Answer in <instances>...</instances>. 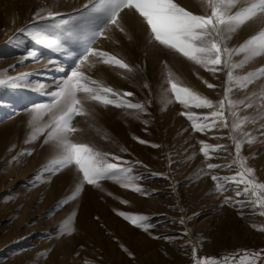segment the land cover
Wrapping results in <instances>:
<instances>
[{
  "label": "rangeland",
  "instance_id": "obj_1",
  "mask_svg": "<svg viewBox=\"0 0 264 264\" xmlns=\"http://www.w3.org/2000/svg\"><path fill=\"white\" fill-rule=\"evenodd\" d=\"M184 1L194 7L189 11L203 14L198 0ZM85 3L87 0H0V73L7 70V75L13 77L30 74L33 84L39 81L45 85L43 88L0 87V264H85L86 261L88 264H115L111 257V242L122 252H130L131 264H138L122 235L121 225L111 226L101 212L103 208L113 211L132 229L145 234L156 233L155 239L161 248L157 253L149 254L144 264H194L193 245L199 258L220 257L242 249H264V231L257 230L264 226V217L250 208L241 210L238 206L223 203L224 196L235 198L233 189L223 195L215 190L211 175H232L234 169L207 170L203 154L199 151L200 141L225 145L227 150L210 153L212 159L208 162L230 163L234 158V146L228 138L229 129L194 132L187 118L180 115L184 111L182 106L167 103L168 95L164 91L167 87L164 82L167 65L186 86L217 102L223 98L225 73L213 75L192 63L191 70L185 69V59L148 43L145 27L134 14H122L123 26L131 39L108 26L104 28L108 39L98 37L93 47L123 57L136 69L135 73L121 74V70L101 64L95 68L85 65L83 70L114 89L133 92L135 95L130 98L133 102L147 104L150 101L148 114L135 119L126 116L122 109L90 106V118L77 117L74 121L84 130L74 138L102 152L119 156L121 161L114 162L121 163V166L128 162L133 174L142 177L136 183L144 192L123 188L112 181H102L103 190L85 185L76 199L62 203L74 191L78 175L73 168L56 174L44 171V166L54 157V151L43 143V137L25 143L29 134L27 110L35 104L49 101L47 93L55 91L56 83L79 62L83 49L79 42L72 40L65 45L67 53L51 52L20 30L52 23L34 20L35 13L41 8L51 7L63 14L57 19H67L79 15L77 10L83 11ZM260 27H264V23L259 20L249 22L232 36L229 46L243 43ZM19 41L22 43L18 45ZM29 51L39 53L38 62L31 58L23 59ZM50 60L55 63L49 64ZM262 65L264 57H259L239 70L238 75L243 76ZM205 81L215 87H207ZM145 83L149 88L143 87ZM262 88L264 78L244 90L233 92L231 98L240 100ZM256 103L258 105L259 101ZM194 111L207 114L209 110ZM255 112L254 107L242 111L241 115H253ZM262 125L264 120L258 118L256 124L245 126V131L252 133L255 142L245 143L242 155L248 158V165L255 170L256 178L264 182ZM105 134L108 139L101 138ZM139 140L147 143L141 144ZM152 144L160 147H151ZM25 150L32 154L21 156ZM80 206L89 210L85 214V222L90 226L97 223L102 230L96 234L92 232L93 235L87 237L91 242L88 244L80 240L75 230ZM119 212L147 216L148 223L154 226L145 232L118 215ZM69 219L73 231L62 234L61 225ZM185 232L188 234L184 235Z\"/></svg>",
  "mask_w": 264,
  "mask_h": 264
},
{
  "label": "snow or ice",
  "instance_id": "obj_2",
  "mask_svg": "<svg viewBox=\"0 0 264 264\" xmlns=\"http://www.w3.org/2000/svg\"><path fill=\"white\" fill-rule=\"evenodd\" d=\"M198 3L202 6L203 14L187 10L176 0H87L82 6L84 10H77L79 15L69 16L67 19H57L63 14L51 7L41 8L35 13L34 20L52 23L20 30L26 32L36 44L51 52L67 53L65 45L72 40L79 42L83 49L79 62L56 83L55 91L47 93L49 101L35 104L27 110L29 134L25 143H32L43 137V143L50 145L54 151V157L44 166V171L56 174L66 168H73L78 175L74 191L62 203L76 199L85 185L103 190L102 181H112L123 188H131L142 194L144 192L136 183L142 177L133 174V168L128 162H123L126 166H121V163L114 162L121 161L119 156L102 152L91 144L74 138L84 131L77 127L74 121L77 117L90 118L92 116L90 106L122 109L126 116L135 119H141L148 114L150 101L147 104L133 102L130 99L135 95L133 92L114 89L83 70L85 65L95 68L97 64H101L121 70V74L135 73L136 69L123 57L93 47L98 37L108 39L104 31L108 26L128 36L122 23V14L129 13L137 16L145 27L149 44L174 53L213 75L217 72L225 73L223 98L214 102L186 86L166 65L164 82L167 87L164 91L168 95L167 103H178L182 106L184 111H181L180 115L187 118L194 132L229 129L228 138L234 146V158L226 165L208 162L212 159L210 153L227 150L225 145H212L200 141L199 151L205 159L206 169L209 171L222 167L234 169L232 175H211L218 193L223 195L230 188L234 190L235 198L224 196L223 203L238 206L241 210L245 207L250 208L254 213L258 212V215L264 217V182L256 178L255 170L248 165V158L242 155L243 145L255 142V137L245 131V126L256 124L258 118L264 120V88L240 100L231 98L233 92L244 90L250 84L264 78V65L243 76L238 75V71L247 64L264 57V27H260L255 34L236 47H230L228 43L232 36L249 22L259 20L264 23V0H198ZM128 38L131 39V36ZM19 43L22 41H19L18 45ZM237 57L242 58L236 59ZM29 58L38 62L40 55L36 51H29L23 59ZM53 63L55 62L49 61V64ZM29 75L22 73L13 77L7 75V70H4L0 73V87H45L39 81L33 84ZM124 78L127 79V75ZM204 83L209 88L215 87L207 81ZM143 87L147 89L149 85L145 83ZM254 107L255 114L241 115L242 111ZM194 109L209 111L207 114H198ZM142 122L148 123L147 120ZM261 127L264 128V125ZM261 134L264 135V132ZM101 138L108 139L106 134ZM139 143L147 142L139 140ZM151 147L160 146L152 144ZM25 154L32 153L30 150L20 153L21 156ZM240 197L244 199H239ZM118 215L145 232L154 226L148 223L147 216L125 212H119ZM180 223L183 224L184 220L181 219ZM70 225L71 219L61 225L62 234H70L73 231ZM257 230L264 231V226ZM192 259L194 264H264V249L258 251L242 249L220 257L199 258L196 246L193 245Z\"/></svg>",
  "mask_w": 264,
  "mask_h": 264
},
{
  "label": "bare ground",
  "instance_id": "obj_3",
  "mask_svg": "<svg viewBox=\"0 0 264 264\" xmlns=\"http://www.w3.org/2000/svg\"><path fill=\"white\" fill-rule=\"evenodd\" d=\"M176 2H178L181 6L185 7L187 10L194 9L192 4H188L184 0H176ZM196 8L198 11H200L198 7ZM184 66L185 69L187 70H191L192 68L190 62L188 61L184 63ZM79 212H80V218L76 224L75 230L79 234L80 240L83 241L85 244H88L91 242H89L87 237H90V234H92V232L96 234V232H101L102 230L98 228L97 223L92 224L90 226L85 222V217H86L85 214L89 213L87 207L80 206ZM101 212L105 217H107L111 226L116 227L117 224L121 225L122 235L125 236L130 250L133 251V253L137 257L138 264H144V261L149 254L157 253V251L161 248L160 242H158V240L155 239V235H156L155 232L154 233L150 232L149 234H145L144 232H140L135 229H132L129 225L122 222L121 219L118 218L117 215L110 209L103 208ZM97 240L99 239L97 238ZM110 244H111L110 249H112L111 257L115 262V264H131L132 261L129 251L126 250L125 252H122L121 250H119V248L115 243L111 242ZM66 256H68V254H66ZM82 258L85 259V257Z\"/></svg>",
  "mask_w": 264,
  "mask_h": 264
}]
</instances>
